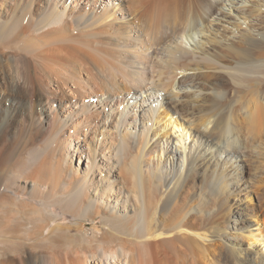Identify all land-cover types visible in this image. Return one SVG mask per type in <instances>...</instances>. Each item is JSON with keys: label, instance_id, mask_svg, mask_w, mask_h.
I'll return each mask as SVG.
<instances>
[{"label": "bare ground", "instance_id": "6f19581e", "mask_svg": "<svg viewBox=\"0 0 264 264\" xmlns=\"http://www.w3.org/2000/svg\"><path fill=\"white\" fill-rule=\"evenodd\" d=\"M34 96L0 201L127 239L46 264H264V0H0V138Z\"/></svg>", "mask_w": 264, "mask_h": 264}, {"label": "rangeland", "instance_id": "374dc122", "mask_svg": "<svg viewBox=\"0 0 264 264\" xmlns=\"http://www.w3.org/2000/svg\"><path fill=\"white\" fill-rule=\"evenodd\" d=\"M39 102V98L34 96L22 99L18 106L17 103L12 105V107L16 108L13 111L12 120L8 122L7 126L5 125L3 128L4 130H2L0 149L9 145L18 132H23V129L26 132L30 131L31 134L34 132V129L36 130L40 127L39 124L42 114ZM8 103L9 100H5L4 104L6 106L10 104ZM28 129L30 130L28 131ZM30 145L31 143L28 142L26 147ZM75 162L77 163L78 159ZM85 162L86 159L84 160V163ZM30 201V197L26 194H21L20 198L8 196L6 200L4 199L2 201L3 203L0 201V260L8 259L10 256L20 255L27 258L31 264H46L49 254L56 255L55 258H57V255L59 258H66L70 256V254L73 255V253L83 245L84 247L82 248L87 247L96 250L97 245L101 242L100 240L104 239L101 238L99 241H96L98 239L94 238L89 241V238L92 237L87 236L91 231L97 228H103L104 220L102 216H97L95 219H90L88 217L82 219V224L80 226L79 223L75 222L76 220L80 221L79 219H76L69 213L62 214L59 208L55 206L52 208L55 217L48 221V213L43 209L39 201H35L33 204L30 203ZM76 225L81 228L79 227L80 229H77L78 227ZM66 226L69 227L64 228ZM54 227L57 228L52 231ZM106 236L105 239L108 242L106 243L103 240L101 242L103 245L110 244L113 246L119 243L118 240H127L119 235H113L115 238L111 235L109 236V234H106ZM111 239H113L112 242ZM88 243H90L91 246ZM95 243H97V245H95ZM85 244L87 245L85 246Z\"/></svg>", "mask_w": 264, "mask_h": 264}]
</instances>
